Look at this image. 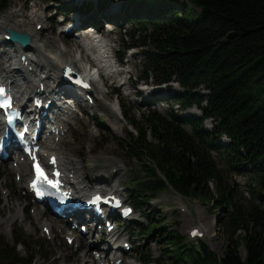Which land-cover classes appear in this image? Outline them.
Masks as SVG:
<instances>
[{
	"label": "trees",
	"instance_id": "1",
	"mask_svg": "<svg viewBox=\"0 0 264 264\" xmlns=\"http://www.w3.org/2000/svg\"><path fill=\"white\" fill-rule=\"evenodd\" d=\"M182 1L129 0L123 14L108 18L115 26L131 28L133 43L126 49L140 50L144 74L139 82L169 89L176 83L181 88L171 97L167 116L149 104L139 121L126 115L134 132L125 139L113 138L130 159L138 160L144 173L132 179L133 206L142 211L143 201L168 189L186 200L211 204L228 215L221 222L228 240L225 255L220 258L206 241L195 245L171 229L136 227L144 237L159 231L167 243L160 244L156 264H264V0ZM191 4L200 10L193 19ZM8 8L10 0H0V13ZM65 8L60 11L67 14ZM93 19L99 27L98 19ZM201 85L208 95L201 93ZM176 105L183 111L197 107L202 116L177 115ZM207 120L214 123L212 130L205 127ZM233 175L246 179L249 199ZM27 239L20 233L13 246L0 241V264H33L37 253ZM19 246L25 257L17 251ZM145 261H151V253Z\"/></svg>",
	"mask_w": 264,
	"mask_h": 264
},
{
	"label": "rangeland",
	"instance_id": "2",
	"mask_svg": "<svg viewBox=\"0 0 264 264\" xmlns=\"http://www.w3.org/2000/svg\"><path fill=\"white\" fill-rule=\"evenodd\" d=\"M105 1L10 0V8L0 13V40L3 38L2 33L8 34V29H14L11 25L17 23L20 26L19 29L17 28L18 31L24 34H32V39L36 43L34 45L38 44V38L42 36H44V38L42 37L43 41H48L47 38L53 37L55 39L53 41L55 42V47L50 48L51 51L53 50V53L62 56L67 50L66 52L69 53L66 54V59L70 58L69 61L76 60L79 65H89L90 68H94L98 64V61H94V58L97 59V57L90 54V62L87 64L80 58L78 49H81V46L78 48L75 46L76 41H79L81 37L87 34L92 36L94 32L91 30L87 32L73 30L71 33L63 35L62 31L72 25L73 16L64 18V15H61L63 12L60 10L62 7H71L77 8L81 12L92 11L94 15H90V18L97 17V12L99 11L116 17L118 14L121 15L124 13L125 5L129 0H110L106 8L102 10L100 4ZM178 2L182 3L183 1L178 0ZM87 4H91L92 7L85 8ZM189 9L192 14L190 16L192 19L195 13L198 14L200 12L193 4L189 5ZM36 14L38 15L37 17H35ZM26 16H30L32 21L29 20L27 22ZM102 16L107 17L106 15ZM34 17L35 19H33ZM102 19L104 20L105 18ZM36 23L42 24L38 25L36 29ZM103 23L100 26L101 34L105 39L111 40L113 46L111 53L120 62L119 70L123 76L118 79H110L108 86L103 87L104 92H110L112 89L118 88V93L115 94L114 92L107 101L108 104H112L115 107L116 112L112 113L111 110H105L101 102H94L92 106L86 105L84 109L81 108L74 115L75 118L71 120V128L67 134L68 138L62 140L60 147L65 152V157L69 156L74 159L72 163L75 162L73 165L78 171L77 173L82 174L83 178L88 179V182L94 184L97 182H93L94 179L107 181L108 185L105 183L106 185H98L96 187L106 191H114L116 188L124 196L127 204L133 205L132 196L135 193L133 194L130 190L132 179L137 175L142 178L144 173L141 172L138 160L130 159L129 154L119 146L113 137L125 139L129 132H134L133 128L127 122L126 115L128 114L127 117L130 118L135 116L136 120L139 121L143 118L144 113H146V108L153 97L155 99L162 98L169 100L168 102H161L162 104L157 106L160 114L167 116L171 110V107L168 105L172 101L171 97L179 94L181 89L177 85H172V89L164 86L159 88L161 91L154 92L157 87L154 82L139 83L140 77L144 74V63L139 60L140 50L139 48L126 49L133 43V40L128 35L131 28L129 26H125V28L123 26L119 27L113 24L109 26V28L113 29V31H110L107 25ZM42 27L45 29L43 33L41 32ZM36 31L41 34L38 38L34 34ZM96 37H99V35H96ZM84 42L82 41L81 45L83 44L85 46ZM84 49L83 52L88 54L86 46ZM123 53H125V57L121 61ZM6 54H11V56L13 54L15 59H18L17 55L14 54V48H12L11 44L0 43V75H14V79L22 87L23 81H21L20 75L17 73L12 74L11 72L14 67H10V62L5 63L6 60H9ZM29 56L32 57V53ZM114 68L115 66L111 70ZM105 73L106 71H103L104 75ZM127 78H130V85L121 87L124 79ZM137 84H139V87ZM26 87L23 88L25 89ZM139 88L142 89L140 90ZM199 90L205 95L209 93L208 89L203 85L199 87ZM151 92L154 93L150 94ZM173 112L183 117L193 115L199 117L202 115L199 109L191 108L186 111H181L177 106L173 108ZM97 117H100L101 120ZM212 123L211 120L206 121L205 125L207 128H211ZM97 124L103 125V128ZM54 153L58 155V152ZM213 155L216 157L219 165L225 168L222 159L217 153L213 152ZM107 159L115 160L117 164L110 166L107 164ZM17 175V172H14L11 164L3 167L0 166V221H6L10 216L14 218L13 224L10 227L3 228V225L0 228V241L9 246H13L15 235L22 233L28 237L26 244L32 251L37 253L36 260L33 264H98L99 261L94 262L93 260L92 251L87 246L88 242H85L90 241V235L83 238L82 242L84 244L82 248L75 247L77 241L72 245L67 244L64 238L65 233L61 232L56 226H52L51 228L52 239L49 240L48 236L44 235V225L55 218L46 212L44 206L34 204L32 196L26 190V183L31 177L30 167L27 165L26 172L19 176ZM72 176L74 175H70L71 178ZM232 179L240 185V192L249 199L251 195L246 185V179L239 175H233ZM92 184L90 185L92 186ZM22 187L26 188H24L25 191L22 190ZM143 203H145V207L142 211L134 206L133 226L120 224L119 237L121 239L117 242V246L121 247L122 241L127 239L128 236L130 237V244L132 245V250L127 252L122 264H156L153 261L160 257V244L164 241L161 240V233L158 231L149 237H144L139 233L140 229L136 226L148 228L156 225L159 227V230L171 229L172 231H177L182 237H187L188 241L193 242L195 245H197L199 240L206 241L209 248L218 257H224L228 240L222 231L221 222L226 220L227 214L217 212L207 202L186 200L171 189H168L164 193H159L155 198H149L146 202L143 201ZM18 208L24 209L21 214H18ZM41 210L45 212L44 217L41 216L42 218L37 216ZM145 210L147 212L146 215H144ZM17 215H23V219H18ZM60 222L64 223L63 221ZM65 226L67 227L66 224ZM194 228L200 229L204 237L190 238V232ZM75 234L78 237L80 236L79 229ZM165 244L167 243L164 242L163 245ZM17 251L21 256L25 257V249L22 246H19ZM100 253L102 254L103 252ZM148 253H151V261L147 263L145 261V255ZM239 254L242 258H245L244 247L239 248Z\"/></svg>",
	"mask_w": 264,
	"mask_h": 264
},
{
	"label": "bare ground",
	"instance_id": "3",
	"mask_svg": "<svg viewBox=\"0 0 264 264\" xmlns=\"http://www.w3.org/2000/svg\"><path fill=\"white\" fill-rule=\"evenodd\" d=\"M91 13V14H90ZM90 13H83L82 15H94L93 12ZM99 13V12H98ZM81 14V13H79ZM38 15L36 14L35 17ZM35 17L33 19H35ZM76 17V16H75ZM27 22L30 19V16H26ZM78 18V17H76ZM5 23V22H4ZM30 23V22H29ZM37 24V23H36ZM42 23H39L35 26L37 29V26ZM16 32L18 31L20 26L17 23H14L11 25ZM16 28V29H15ZM79 29V27H78ZM77 29V30H78ZM12 30V29H10ZM47 31V30H46ZM65 29L62 31V34L64 35ZM41 32H45L44 27H42ZM36 35V38H38L41 34L40 32H34ZM3 38L0 40V43L8 44L9 42L5 41V36L7 33H2ZM30 37H32V34H28ZM46 36V35H45ZM44 38V36H42ZM38 38V44L34 45L35 40L33 39L31 42V45L28 50H24L17 44H12V48H14V54L17 55L18 59L11 54H6L9 58V60H6L5 63L10 62V67L13 66L12 74L17 73L21 77V81H23L22 87L17 84V80L14 79L13 76H1L0 75V83L4 82L6 84L11 85L12 89L16 91V95L18 97L19 102H27L28 96L31 94H35L37 97L45 98L49 100L50 98L59 97L61 99L63 98H74L77 101H82V96L79 95V93L74 90L73 88L67 87L64 82H58L59 75L63 73V69L65 67H72L77 71L82 72V75L85 79H89L92 84L93 88L90 92V95L94 98L95 102H101L103 104V108L105 110H111L112 113L116 112L115 107L112 104H108V98L112 96V94L115 92L118 93V88L112 89L110 92H104L103 87L108 86V81L110 79H117L118 76H120L121 72H115L114 70H106V73L104 77H102L101 70L97 69V65L94 68H90L89 65H79V63L76 60L69 61L70 58L66 59V54L69 52H62L63 55L53 53L50 48H54L55 45L53 41L55 39L47 38L49 41H43V38ZM35 38V39H36ZM85 41L84 44L86 46V49L88 50V54H85L83 51L85 50V46L81 42ZM36 44V43H35ZM75 46L78 48L81 46V49H78V52L80 53V58L85 61V63H89V55L92 54L95 57H104L106 55V47L107 45L103 46L102 40L99 37L90 36L89 34L85 35L84 37H81L79 41H76ZM103 46V47H102ZM46 48V49H45ZM102 52V53H101ZM32 53V57L29 56ZM105 53V55H104ZM54 54V55H53ZM35 58H34V57ZM43 59V61H42ZM64 59H66L64 61ZM100 59V58H99ZM95 61V60H94ZM101 64H103V61H99ZM1 65V63H0ZM6 65V64H5ZM31 68V70L29 69ZM97 73L99 74V78L102 77V80H99L96 78ZM29 84V85H28ZM44 85V90L41 89V86ZM127 85H130V80L128 83L122 84L121 87H125ZM27 86V87H26ZM23 87H26L25 89ZM161 91L158 89L156 92ZM89 94V93H88ZM106 95V96H105ZM71 101V100H68ZM66 104V103H65ZM67 107L64 109L65 113L63 116L56 118L54 120V123L49 124V127L54 128V132H52L49 136H46L41 141V154L46 155H52L53 152H58L59 156V162L60 166L63 168L67 183L71 186L72 189L75 190V192L78 194V197H84L87 196L89 193H94L93 191L96 190V186L98 185H108L107 181H104L102 179H94V181H97L96 183L92 184V182H88V179L83 178L82 174L77 173L78 171L75 169L73 158L72 157H65V152L61 149L62 140L67 139V134L69 133V129L71 128V120L74 119V110L69 105L66 104ZM80 106L84 109L85 106L80 103ZM119 117V116H118ZM62 150V151H61ZM20 161V160H19ZM108 165H116L117 162L112 159H107ZM70 166V168H68ZM18 174H24L26 172V163L25 162H19L15 169ZM70 175H74L72 178ZM106 183V184H105ZM92 184V186L90 185ZM25 188V187H24ZM22 187V190L25 191ZM27 190V189H26ZM115 192L120 193L118 189H114ZM19 193V192H18ZM24 209L18 208V214H21ZM44 211H40L37 216L44 217ZM18 219H23V215H17ZM42 218V217H41ZM14 218L10 216L6 221H0V228H7L10 227L13 224ZM56 222V223H55ZM52 226H56L59 228V230H64L65 226L63 223L59 221H51L47 222L44 227L52 228ZM9 229V228H8ZM126 242V241H125ZM116 253L121 252V250L118 248L116 249Z\"/></svg>",
	"mask_w": 264,
	"mask_h": 264
},
{
	"label": "water",
	"instance_id": "4",
	"mask_svg": "<svg viewBox=\"0 0 264 264\" xmlns=\"http://www.w3.org/2000/svg\"><path fill=\"white\" fill-rule=\"evenodd\" d=\"M9 36H10V42L16 43L20 45L24 49H29L32 38L28 34L16 32L14 30H7Z\"/></svg>",
	"mask_w": 264,
	"mask_h": 264
},
{
	"label": "snow or ice",
	"instance_id": "5",
	"mask_svg": "<svg viewBox=\"0 0 264 264\" xmlns=\"http://www.w3.org/2000/svg\"><path fill=\"white\" fill-rule=\"evenodd\" d=\"M0 95H3V89H0ZM0 106H2V107H10V102L9 101H6L5 104L0 105ZM9 122H11V118H9ZM36 170H37V173H38L39 176H42L43 175L42 171L39 169L38 166H37V169ZM53 186H55V185H53ZM33 187H35V184L33 185ZM96 199L98 200L99 197H97Z\"/></svg>",
	"mask_w": 264,
	"mask_h": 264
}]
</instances>
